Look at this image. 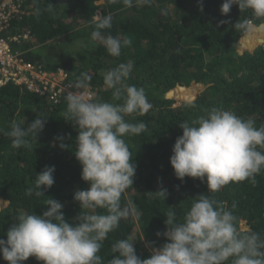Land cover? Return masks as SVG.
Here are the masks:
<instances>
[{"label": "trees", "instance_id": "obj_1", "mask_svg": "<svg viewBox=\"0 0 264 264\" xmlns=\"http://www.w3.org/2000/svg\"><path fill=\"white\" fill-rule=\"evenodd\" d=\"M222 3L203 0L201 10L199 0H151V4L133 0L131 8L122 0H25V15L0 32V37L12 39L11 49L27 62L48 71L64 69L73 87L86 73L95 100L122 103L112 100L103 73L119 63L134 62L126 83L142 87L152 108L145 116L126 117L132 123L145 122L147 129L140 136L124 137L136 173L121 204L133 201L140 217L122 219L109 233L99 253L105 264L112 258V243L129 236L136 254L149 258L152 248L167 242L156 233L166 231L164 214L169 207H174L171 210L182 220L192 199L201 195L223 202L227 209L235 204L232 211L239 218V227L264 235V171L256 176L255 185L247 180L230 182L218 192H208L206 179L185 177L180 181L170 165L174 143L182 135L179 124L212 107L252 119L256 127L264 125V32L234 29L238 21L254 18L250 10L240 12L237 5L224 16ZM96 14L113 16L105 35L132 41L120 57L110 56L103 45L91 40ZM222 20L227 22L220 24ZM189 99L195 107L186 106ZM66 108L65 96L51 103L22 86L0 87V129L10 130L13 121L23 126L24 120L27 127L41 113L47 118L36 141L25 147L13 148L11 139L0 134V202H4L0 203V239H6L20 214L42 215L49 198L63 205L70 224L80 215L74 193L89 185L81 179L82 167L74 155L78 131L73 122L65 120ZM60 143L70 147L62 150ZM46 166L55 167L54 185L47 190L42 187L44 196H27L28 188L35 189L36 174ZM161 189L167 190L165 200L157 193ZM89 211L81 209V213ZM0 264H7L2 255ZM23 264L42 262L29 257Z\"/></svg>", "mask_w": 264, "mask_h": 264}, {"label": "clouds", "instance_id": "obj_2", "mask_svg": "<svg viewBox=\"0 0 264 264\" xmlns=\"http://www.w3.org/2000/svg\"><path fill=\"white\" fill-rule=\"evenodd\" d=\"M122 2L125 7H133V0ZM139 2L151 4V0ZM199 5L202 10L203 0ZM233 5L240 12L250 10L254 18L238 21L234 29L264 32V0H223L221 14L227 16ZM254 20L262 22L256 24ZM112 21L111 14H97L91 40L103 45L110 56L120 57L122 49L132 41L105 35ZM226 22L222 20L220 24ZM133 69L134 62L128 61L103 73L104 86L112 90V100L122 103L93 99L91 77L86 73L75 82V90L67 91L65 120L77 128L74 155L82 167L81 179L89 185L74 193L80 215L70 224L63 205L49 198L42 215L31 212L17 216L18 223L9 228L6 239H0V255L7 264H23L29 257L42 264H105L99 253L109 233L119 227L122 219H139L140 212L133 201L121 204L136 173L133 154L124 137L140 136L147 124L132 123L126 117L137 113L145 116L152 104L142 87L126 83ZM186 106L195 107L194 100L189 99ZM46 120L41 113L27 127L25 120L23 126L13 121L10 130L0 129V134L11 139L13 148L25 147L36 141ZM179 127L182 135L177 137L170 157L178 180L206 179L208 192H218L230 182L257 183L256 176L264 171V125L256 127L252 119L245 120L223 107H212L190 122H181ZM59 147L65 150L70 146L60 143ZM54 173V166H46L36 174L35 189L30 187L25 194L44 196L41 189L54 185ZM157 193L165 200L166 189ZM235 207L233 204L232 209ZM173 208L164 214L166 231L156 233L167 242L152 248L149 258L141 259L136 254L129 236L112 243L113 255L107 264H264V235L241 229L239 218L223 202L208 195L193 198L182 220L177 219ZM81 209L91 211L81 213ZM96 209L103 211L96 213Z\"/></svg>", "mask_w": 264, "mask_h": 264}, {"label": "built area", "instance_id": "obj_3", "mask_svg": "<svg viewBox=\"0 0 264 264\" xmlns=\"http://www.w3.org/2000/svg\"><path fill=\"white\" fill-rule=\"evenodd\" d=\"M24 1L0 0V32L9 27L14 19L25 15ZM23 38L27 39L28 34ZM11 41L0 37V87L7 84L22 86L51 103L60 102L67 91L75 90L68 82L64 69L48 71L27 62L20 52L11 49Z\"/></svg>", "mask_w": 264, "mask_h": 264}, {"label": "rangeland", "instance_id": "obj_4", "mask_svg": "<svg viewBox=\"0 0 264 264\" xmlns=\"http://www.w3.org/2000/svg\"><path fill=\"white\" fill-rule=\"evenodd\" d=\"M97 15V14H96ZM96 17V16H95ZM94 21H95V18H94ZM143 245H145V247L147 248V249H149L148 248V246H147V243L145 242V241H143ZM150 253H151V251H150Z\"/></svg>", "mask_w": 264, "mask_h": 264}]
</instances>
